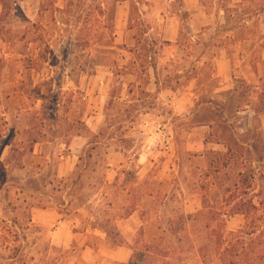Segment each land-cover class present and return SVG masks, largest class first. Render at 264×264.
<instances>
[{"label": "rangeland", "instance_id": "1", "mask_svg": "<svg viewBox=\"0 0 264 264\" xmlns=\"http://www.w3.org/2000/svg\"><path fill=\"white\" fill-rule=\"evenodd\" d=\"M14 1L1 264H222L223 214L264 202V0Z\"/></svg>", "mask_w": 264, "mask_h": 264}, {"label": "trees", "instance_id": "2", "mask_svg": "<svg viewBox=\"0 0 264 264\" xmlns=\"http://www.w3.org/2000/svg\"><path fill=\"white\" fill-rule=\"evenodd\" d=\"M12 3L14 4L15 1L0 0L1 9H8L12 6ZM229 152L230 147L227 146L225 154ZM262 208H264L262 200L254 202L253 198H250L240 202L232 212L223 214L224 217L236 214L242 215L244 217V225L236 232H229V237L220 234L217 229L212 231L215 238H217L215 253L222 264H264V234L258 236L256 240L249 238L257 231L256 223H259V227L264 224V218L258 214ZM8 247L5 244V248ZM0 260L5 259L0 256Z\"/></svg>", "mask_w": 264, "mask_h": 264}, {"label": "crops", "instance_id": "3", "mask_svg": "<svg viewBox=\"0 0 264 264\" xmlns=\"http://www.w3.org/2000/svg\"><path fill=\"white\" fill-rule=\"evenodd\" d=\"M220 74H224V72H219ZM128 218L127 220H129ZM100 254L107 260L118 262V263H126L129 261L131 257V252L125 246L111 247L104 246L100 249Z\"/></svg>", "mask_w": 264, "mask_h": 264}]
</instances>
